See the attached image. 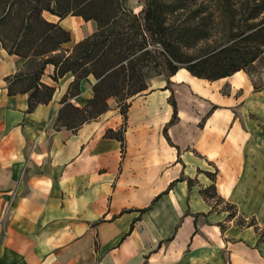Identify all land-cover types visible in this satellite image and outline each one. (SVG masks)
Returning <instances> with one entry per match:
<instances>
[{"label": "crops", "instance_id": "0c3cea01", "mask_svg": "<svg viewBox=\"0 0 264 264\" xmlns=\"http://www.w3.org/2000/svg\"><path fill=\"white\" fill-rule=\"evenodd\" d=\"M59 22L70 30L68 46L97 28L94 19L81 15ZM23 62L0 49V264H222L221 242L195 241L183 252L190 216L203 211L184 202L203 200L191 192V172L212 170L217 193L247 213L238 196L253 194V185L240 179L255 175L256 148L247 145L244 124L254 119L225 112L229 98L223 93L224 87L235 97L249 90L247 73L208 79L180 67L169 83L163 73L155 74L131 98L126 118L117 103H109L71 129L55 127V119L74 75L66 72L55 82L53 65L46 64L41 80L55 84L53 96L27 111L28 93L9 94L5 80ZM89 79H81L80 92L71 98L75 104L91 96ZM171 94L177 117L165 136ZM259 120L264 133V114ZM121 126L122 141L106 134ZM260 166L256 186L263 190ZM258 222L264 226L259 217ZM248 228L231 230L237 240L229 244V264H264V242Z\"/></svg>", "mask_w": 264, "mask_h": 264}, {"label": "trees", "instance_id": "16d2710c", "mask_svg": "<svg viewBox=\"0 0 264 264\" xmlns=\"http://www.w3.org/2000/svg\"><path fill=\"white\" fill-rule=\"evenodd\" d=\"M138 2L135 11L128 0H0V49L23 57L25 67L5 76L8 93L27 92L31 111L55 91V84L41 80L46 64L53 65L55 82L71 72L55 127L76 129L106 111L111 97L126 118L131 98L147 88L152 75L163 73L169 83L170 75L185 67L195 76L216 79L264 57V0ZM69 14L97 22L96 30L71 46L70 30L59 22ZM195 47L201 51L191 52ZM89 76L91 96L77 105L71 98ZM169 100L165 136L177 117L173 94ZM106 134L123 140L120 129Z\"/></svg>", "mask_w": 264, "mask_h": 264}, {"label": "rangeland", "instance_id": "374dc122", "mask_svg": "<svg viewBox=\"0 0 264 264\" xmlns=\"http://www.w3.org/2000/svg\"><path fill=\"white\" fill-rule=\"evenodd\" d=\"M129 4L136 11L141 7L138 0L136 3ZM200 51V47H195L191 50L194 54L199 53ZM22 68L25 69L23 65ZM242 70L247 73L249 77L251 83L249 88L251 90H242L238 97H235V95L233 96L227 91V88L224 87L223 93H226L229 98V102L226 106L227 109L224 110L225 112L247 113L254 119V121L250 120L249 122H244V124L246 130H248L250 134V140L247 145L256 148L252 153L254 155V165L256 168L255 175L254 179L250 176L245 178V175L240 179L241 182H246V180H248L250 187L253 185V194L245 192L244 195L238 196L239 204L247 213L245 214L243 211L239 212L236 203L223 198L217 193L216 186L213 182L215 172L212 170L206 171L200 169L191 172V176L188 180L191 192L198 191L203 200L197 198L198 201H194L191 198L189 201L185 200L184 202V206L188 209L201 207L203 211L195 215L191 214L190 216L188 227L186 229L188 232H185L186 237L184 238L188 243L183 252H186L190 244L195 241L210 242L212 243L210 246H213V242H221L222 260H220L222 264H229L228 251L230 250L228 247L230 243L237 240L235 234L231 233V230H236V228L239 230H246L249 226L248 229L251 231V234H254L255 232L258 239L264 242V226L259 225L258 222V217L264 222V189L262 190V186H256V181L259 178V170L261 168L260 164H264V151H262L264 145L262 144L264 133L260 130V128L262 129L263 123L259 120V115L261 116L264 114V57L255 61V63L247 69ZM234 98L235 101L233 100ZM108 101L111 104L117 103L119 106L118 101L113 97L109 98ZM119 129L122 130V126ZM196 153L198 154L197 151H194V154ZM174 203L176 204V202ZM172 234L174 238L175 232ZM165 241H167L166 237L163 238V242ZM223 243L227 246L225 247ZM205 251L209 252V255H207L209 258L213 257V248H209ZM168 252L174 256H179L178 253L181 254L182 250L176 249L174 252V250L168 249ZM210 262L213 261L211 260Z\"/></svg>", "mask_w": 264, "mask_h": 264}]
</instances>
